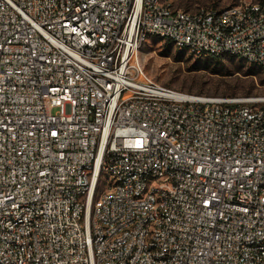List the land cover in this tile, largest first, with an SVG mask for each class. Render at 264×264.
<instances>
[{"label": "built area", "instance_id": "2783aa9c", "mask_svg": "<svg viewBox=\"0 0 264 264\" xmlns=\"http://www.w3.org/2000/svg\"><path fill=\"white\" fill-rule=\"evenodd\" d=\"M151 37L264 69V0H0V264H264V106L158 85Z\"/></svg>", "mask_w": 264, "mask_h": 264}, {"label": "rangeland", "instance_id": "374dc122", "mask_svg": "<svg viewBox=\"0 0 264 264\" xmlns=\"http://www.w3.org/2000/svg\"><path fill=\"white\" fill-rule=\"evenodd\" d=\"M186 11L223 9L245 1L260 0H171ZM139 65L144 74L166 88L190 95L236 99L264 106V69L233 57L221 60L198 57L178 50L170 42L151 37L141 47ZM252 71L256 75H250Z\"/></svg>", "mask_w": 264, "mask_h": 264}, {"label": "trees", "instance_id": "16d2710c", "mask_svg": "<svg viewBox=\"0 0 264 264\" xmlns=\"http://www.w3.org/2000/svg\"><path fill=\"white\" fill-rule=\"evenodd\" d=\"M171 43V42H170ZM172 45H173V43H171ZM181 51V50H180ZM198 57H201V56H198ZM205 57H207V58H209V59H215V60H221V59H223V58H225V57H228V56H222V57H212V56H205ZM229 57H231V56H229ZM234 58V57H233ZM263 69V68H262ZM250 75H256V72H254V71H252L251 73H249Z\"/></svg>", "mask_w": 264, "mask_h": 264}, {"label": "bare ground", "instance_id": "6f19581e", "mask_svg": "<svg viewBox=\"0 0 264 264\" xmlns=\"http://www.w3.org/2000/svg\"><path fill=\"white\" fill-rule=\"evenodd\" d=\"M239 101V100H238Z\"/></svg>", "mask_w": 264, "mask_h": 264}]
</instances>
